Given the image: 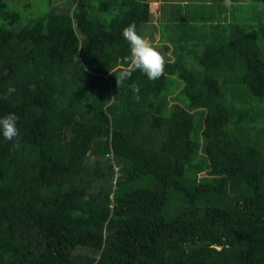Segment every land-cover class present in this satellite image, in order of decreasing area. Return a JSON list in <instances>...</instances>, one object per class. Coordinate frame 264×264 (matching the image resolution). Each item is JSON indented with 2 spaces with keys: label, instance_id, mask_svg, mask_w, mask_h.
<instances>
[{
  "label": "trees",
  "instance_id": "trees-1",
  "mask_svg": "<svg viewBox=\"0 0 264 264\" xmlns=\"http://www.w3.org/2000/svg\"><path fill=\"white\" fill-rule=\"evenodd\" d=\"M36 1L0 0V118L20 132L14 149L0 131V264H264V151L228 129L259 131L264 108L229 109L221 79L264 96L262 25L211 23L199 69L192 43L173 59L145 36L149 0ZM133 22L165 74L118 87Z\"/></svg>",
  "mask_w": 264,
  "mask_h": 264
},
{
  "label": "rangeland",
  "instance_id": "rangeland-1",
  "mask_svg": "<svg viewBox=\"0 0 264 264\" xmlns=\"http://www.w3.org/2000/svg\"><path fill=\"white\" fill-rule=\"evenodd\" d=\"M211 1V2H210ZM61 3L63 4L64 0H55L54 3ZM216 4L218 3L215 0H197L194 1L193 4L188 5L184 8H179V10H176V12L179 13L180 19L185 23L188 17H190L195 24H198L199 27L207 21H214L216 19L225 18L227 21L232 22V17L234 16V19L236 22H239L240 24H253L256 27H259L262 25L264 29V3L262 2H245V3H232L230 7L226 6H218L216 7ZM48 2L45 0H37L36 1V7L39 10H44L47 8ZM253 7V8H252ZM22 11H20L21 13ZM149 12L151 16L153 17V22L157 24H150L146 27L147 37L153 38L154 40V32L159 31L161 33V37L159 38V42H167L168 44H162V45H172L173 42L171 41V34L172 32L167 30L168 23L167 21H164L160 18L161 22H159L160 12H158L157 7L155 4L149 3ZM163 13V12H162ZM164 22V23H163ZM211 23H217V22H209V28H211ZM215 28V25L213 26V29ZM212 29V30H213ZM211 30V32H212ZM200 31L205 34V31L202 30V27L200 28ZM210 40L209 37L201 36L199 41L196 42V47L191 50L189 53H184L183 55L192 63V65L195 68L200 67L197 65L196 57H198L201 52L204 50L206 42ZM192 56V58L190 57ZM210 73V71H209ZM212 74V73H211ZM202 73H198V85L201 80ZM223 83L227 87V100H228V107L231 110H233V104L238 103L237 100H234L233 97L237 94H242L241 96H246V92L253 91L252 87L249 83L244 82L243 80L238 79V77L231 72H228L223 74L221 77ZM248 99V98H246ZM261 105V103H260ZM251 107L247 106L245 112L249 111ZM258 109V106L256 107V110ZM264 115V110H263ZM253 121H258V116L253 115L252 117ZM262 124H264V117L262 118ZM262 125L257 124V128H260V132H254L256 130L255 127H252L253 131L250 129L244 130L243 124H234L232 121L228 124L229 131L233 134V136H239L240 132L243 133H249L251 132L252 136V143L259 147L262 151H264V135L260 133H264V128H261Z\"/></svg>",
  "mask_w": 264,
  "mask_h": 264
},
{
  "label": "clouds",
  "instance_id": "clouds-1",
  "mask_svg": "<svg viewBox=\"0 0 264 264\" xmlns=\"http://www.w3.org/2000/svg\"><path fill=\"white\" fill-rule=\"evenodd\" d=\"M224 5L230 7L231 0H224ZM122 36L130 46V55L127 58V65L115 75L118 87L123 85L125 81L129 80L135 71L142 72L150 81H156L165 74L164 55L153 47L146 38L138 34L137 26L134 22L122 30ZM182 58L186 61L188 60L183 54ZM209 71L210 69L204 68L203 70L201 69V71H197L196 74L197 76L199 72L202 74H208ZM130 88L133 92L134 99L139 102L141 99L140 87L133 82L130 85ZM15 92V87L9 86L7 92L0 97V99H8ZM18 120L19 117L15 113H9L7 116L0 118V131H2L5 140L16 141V143L13 144L14 149L19 146L20 132L18 128ZM85 199H87V197H85Z\"/></svg>",
  "mask_w": 264,
  "mask_h": 264
},
{
  "label": "crops",
  "instance_id": "crops-1",
  "mask_svg": "<svg viewBox=\"0 0 264 264\" xmlns=\"http://www.w3.org/2000/svg\"><path fill=\"white\" fill-rule=\"evenodd\" d=\"M193 2H194V0H149V3H151V5L155 4L158 12H160L159 22L162 23L160 18L164 21H167V23H168L167 30L171 31L169 28L170 24H173V25H175V23L182 24V26H179V29H177L175 32H172V34H171V37H172L171 41L173 42V44L172 45H163L165 54L169 55V53H172V48L174 47V44H177V45L178 44H186L187 45L188 43H192V45H194L193 47L186 48L183 52H181V53L179 52L178 54L189 53V52H191V50H193L196 47V42L199 40L191 41V38H192V36H194L193 35V26L198 25V24H195L193 21H189V20H192L190 17H188L184 23L182 21V19H180L179 13L176 12V10H179V8L187 7L188 5L193 4ZM216 7H218L217 4H216ZM221 19H216L214 21H207V22H204L203 24L209 25V22H218ZM233 21H235V20H233ZM148 24L150 25V24H157V23L153 22V17H152L151 22H149ZM201 26L203 27L205 25H201ZM208 29H209V26H206L203 30L205 31ZM204 35L205 34H202L201 36H204ZM145 36H147V34ZM160 37H161V33L159 31H155L154 32V40H153L155 45L168 44L167 42H159ZM206 37H208V36H206ZM176 55L177 54H173V53L170 54V56L173 59L176 57ZM226 73L228 74V72H226ZM231 73L233 74V72H231ZM236 76L238 77V75H236ZM238 79H239V77H238ZM241 95L242 94L235 95V97H233L234 100H237L238 103H241V104L242 103H249V104H260L261 103V105L264 108V96L259 95L258 93L250 91V90H249V92H246V94H245L246 96H241ZM246 98H248V99H246ZM246 100H250V101L246 102ZM260 125H262L261 128H264V124H260ZM258 129L260 132L261 129L260 128H258ZM259 132H257V133H259ZM260 134L264 135V133H260ZM231 135L233 136L232 133H231ZM251 135H252L251 133L240 132V135L235 136V137L242 138V140L244 142L252 143V141H251L252 136Z\"/></svg>",
  "mask_w": 264,
  "mask_h": 264
}]
</instances>
